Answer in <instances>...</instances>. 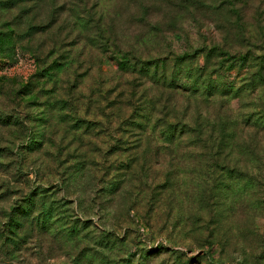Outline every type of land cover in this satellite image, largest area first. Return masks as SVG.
Returning <instances> with one entry per match:
<instances>
[{"label":"rangeland","instance_id":"1","mask_svg":"<svg viewBox=\"0 0 264 264\" xmlns=\"http://www.w3.org/2000/svg\"><path fill=\"white\" fill-rule=\"evenodd\" d=\"M76 262L264 264V0H0V264Z\"/></svg>","mask_w":264,"mask_h":264},{"label":"trees","instance_id":"2","mask_svg":"<svg viewBox=\"0 0 264 264\" xmlns=\"http://www.w3.org/2000/svg\"><path fill=\"white\" fill-rule=\"evenodd\" d=\"M218 82L216 81V80H214V82L212 81V79H209V81H206V84L207 85H209V86H212V87H216V84H217ZM229 89V90H228ZM227 92H230V91H232V87H230L229 86V88H227V90H226ZM227 92H225V93H227ZM215 93V92H214ZM209 95H213V92H209ZM198 145V142H197V140H196V146ZM76 264H78L77 262H76Z\"/></svg>","mask_w":264,"mask_h":264}]
</instances>
